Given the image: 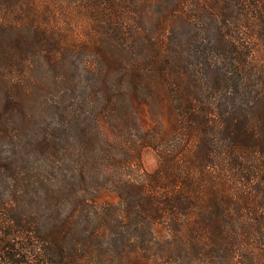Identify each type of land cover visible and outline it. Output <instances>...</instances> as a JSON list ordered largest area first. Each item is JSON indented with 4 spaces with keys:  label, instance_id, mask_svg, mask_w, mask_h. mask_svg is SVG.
<instances>
[{
    "label": "trees",
    "instance_id": "trees-1",
    "mask_svg": "<svg viewBox=\"0 0 264 264\" xmlns=\"http://www.w3.org/2000/svg\"><path fill=\"white\" fill-rule=\"evenodd\" d=\"M0 264H264V0H0Z\"/></svg>",
    "mask_w": 264,
    "mask_h": 264
},
{
    "label": "rangeland",
    "instance_id": "rangeland-1",
    "mask_svg": "<svg viewBox=\"0 0 264 264\" xmlns=\"http://www.w3.org/2000/svg\"><path fill=\"white\" fill-rule=\"evenodd\" d=\"M141 163L146 172H153L158 164L155 152L152 149H144L141 152Z\"/></svg>",
    "mask_w": 264,
    "mask_h": 264
}]
</instances>
